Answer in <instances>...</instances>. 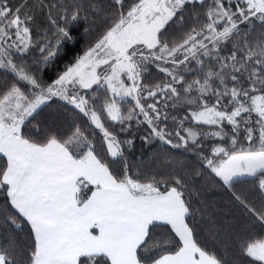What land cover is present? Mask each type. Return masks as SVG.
I'll return each mask as SVG.
<instances>
[{"label": "snow or ice", "instance_id": "obj_1", "mask_svg": "<svg viewBox=\"0 0 264 264\" xmlns=\"http://www.w3.org/2000/svg\"><path fill=\"white\" fill-rule=\"evenodd\" d=\"M0 264H264V0H0Z\"/></svg>", "mask_w": 264, "mask_h": 264}]
</instances>
